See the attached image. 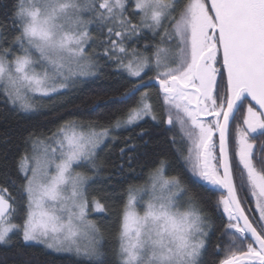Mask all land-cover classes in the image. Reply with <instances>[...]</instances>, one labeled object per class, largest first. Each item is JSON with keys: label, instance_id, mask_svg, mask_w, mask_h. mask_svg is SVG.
Instances as JSON below:
<instances>
[{"label": "snow or ice", "instance_id": "obj_1", "mask_svg": "<svg viewBox=\"0 0 264 264\" xmlns=\"http://www.w3.org/2000/svg\"><path fill=\"white\" fill-rule=\"evenodd\" d=\"M10 20V31L0 27L7 106L36 113L109 66L127 87L93 103L109 107L106 124L73 117L24 137L12 170L0 173V244L15 234L83 264H207L217 227L191 184L220 193L211 264H264V0H13ZM146 117L167 132L179 125L180 139L168 142L188 176L169 174L161 154L143 185L127 187L110 262L92 218L110 211L108 197L89 191L98 150ZM136 147L128 137L121 156ZM137 159L125 163L135 171Z\"/></svg>", "mask_w": 264, "mask_h": 264}, {"label": "trees", "instance_id": "obj_2", "mask_svg": "<svg viewBox=\"0 0 264 264\" xmlns=\"http://www.w3.org/2000/svg\"><path fill=\"white\" fill-rule=\"evenodd\" d=\"M13 0H0V27L11 30V4ZM94 38L98 34L93 28ZM148 41H142L145 43ZM103 63V60H101ZM151 75V73H149ZM127 87L124 79H119L113 71V67L101 68L97 76L81 81L75 88L63 91L58 96L46 98L43 107L36 113L24 114L7 106L0 98V173L4 170H12L14 161L18 158L22 149V141L29 132L49 133L54 130L63 120L78 117L86 121H98L106 124L110 119L109 107H96L92 105L96 100H106L112 95H119ZM155 91V90H153ZM131 103V102H130ZM154 106L157 114L163 115L162 100L154 96ZM143 131V135H139ZM175 134L180 139L181 131L174 127L172 132L164 131L163 126L157 127L150 118H146L133 128H126L116 133L117 139L106 141L105 145L98 151V161L102 168L95 175L89 189L91 195L103 192L110 204V211L106 214H93V219H98L101 229L105 234L103 248L107 258L111 262L113 250L117 247V213L122 206V197L127 187L132 185H143L152 161L158 155H167L172 160V167L169 174L179 173L182 178L187 179L188 173L180 156L168 142ZM132 137L136 144V152L126 154L122 157L120 149L125 148V141ZM264 139V138H261ZM258 145L260 140L258 139ZM132 154L138 157L130 169L125 161L127 155ZM186 151L184 155H186ZM125 166L121 170L120 165ZM91 175V173H89ZM189 187L197 194L202 201L204 212L209 215L217 227L212 235L211 242L204 259L207 264L218 259L213 252L216 247L217 237L221 219L215 210V201L220 193L204 192L201 188L189 184ZM249 199L251 197L249 196ZM248 207L254 208V202ZM222 213V208L220 209ZM24 215L23 207L18 210L14 222L20 223ZM258 215V213H257ZM226 220V217H224ZM227 238H225V246ZM246 245H241L245 247ZM223 258V253L219 259ZM0 264H83L76 257L67 254H57L44 246L25 243L18 235L12 234L7 244H0Z\"/></svg>", "mask_w": 264, "mask_h": 264}, {"label": "rangeland", "instance_id": "obj_3", "mask_svg": "<svg viewBox=\"0 0 264 264\" xmlns=\"http://www.w3.org/2000/svg\"><path fill=\"white\" fill-rule=\"evenodd\" d=\"M146 118H148V117H146ZM145 118V119H146ZM144 119V120H145ZM142 122V121H141ZM176 128H178L179 130H180V128H179V125H176L175 126ZM256 143H257V145H258V141H256ZM99 151V150H98ZM77 170H80V169H77ZM94 214V213H93ZM96 214V213H95ZM17 217V216H16ZM29 244H36V243H32V242H28ZM37 245H41V244H37ZM41 246H43V245H41ZM48 250H50V249H48ZM50 251H52V250H50ZM54 252V251H53ZM55 253H57V252H55ZM58 254V253H57ZM59 254H67V255H71V254H69V253H59ZM73 256V255H72Z\"/></svg>", "mask_w": 264, "mask_h": 264}, {"label": "water", "instance_id": "obj_4", "mask_svg": "<svg viewBox=\"0 0 264 264\" xmlns=\"http://www.w3.org/2000/svg\"><path fill=\"white\" fill-rule=\"evenodd\" d=\"M208 2L210 3V0H208Z\"/></svg>", "mask_w": 264, "mask_h": 264}]
</instances>
